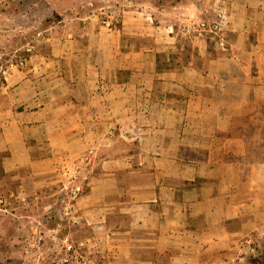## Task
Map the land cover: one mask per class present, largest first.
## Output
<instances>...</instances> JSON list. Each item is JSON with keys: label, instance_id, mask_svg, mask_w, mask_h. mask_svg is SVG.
Returning a JSON list of instances; mask_svg holds the SVG:
<instances>
[{"label": "crops", "instance_id": "1", "mask_svg": "<svg viewBox=\"0 0 264 264\" xmlns=\"http://www.w3.org/2000/svg\"><path fill=\"white\" fill-rule=\"evenodd\" d=\"M7 2L38 37L0 77L6 176L72 196L86 264L234 260L264 221V0Z\"/></svg>", "mask_w": 264, "mask_h": 264}, {"label": "rangeland", "instance_id": "2", "mask_svg": "<svg viewBox=\"0 0 264 264\" xmlns=\"http://www.w3.org/2000/svg\"><path fill=\"white\" fill-rule=\"evenodd\" d=\"M17 11L16 3L0 5V77L7 66L26 58L25 49L38 37L36 27L16 18ZM179 46L181 57L190 58L193 49L188 39L180 38ZM7 176L0 165V264H86L88 246L74 238L79 232L71 206L64 210L74 201L71 191L62 196L59 184L45 190L39 181ZM254 224L257 228L250 226L245 232L244 240L249 242L241 245L234 260L224 264H264V221Z\"/></svg>", "mask_w": 264, "mask_h": 264}, {"label": "built area", "instance_id": "3", "mask_svg": "<svg viewBox=\"0 0 264 264\" xmlns=\"http://www.w3.org/2000/svg\"><path fill=\"white\" fill-rule=\"evenodd\" d=\"M207 28V25L205 23L201 24V27L199 26V30H203V29H206ZM213 30L214 31H217L219 30V26L216 24L215 26H213ZM221 44H223V42L221 41Z\"/></svg>", "mask_w": 264, "mask_h": 264}, {"label": "trees", "instance_id": "4", "mask_svg": "<svg viewBox=\"0 0 264 264\" xmlns=\"http://www.w3.org/2000/svg\"><path fill=\"white\" fill-rule=\"evenodd\" d=\"M3 83V80H0V85Z\"/></svg>", "mask_w": 264, "mask_h": 264}]
</instances>
